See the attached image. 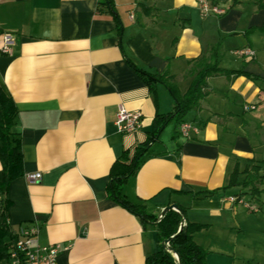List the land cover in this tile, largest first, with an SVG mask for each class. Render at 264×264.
<instances>
[{
  "label": "crops",
  "instance_id": "0c3cea01",
  "mask_svg": "<svg viewBox=\"0 0 264 264\" xmlns=\"http://www.w3.org/2000/svg\"><path fill=\"white\" fill-rule=\"evenodd\" d=\"M112 1L118 21L98 13L105 11L99 0H0V87L16 107L11 132L23 156V176L8 188L7 223L14 234L36 227L41 245L67 247L58 264H147L159 249L156 226L106 194L111 179L129 172L155 116L174 108L166 88L148 86L127 60L174 76L182 95L196 62L219 43L220 68L259 78H208V96L184 118L199 132L185 138L171 121L126 180L128 202L156 217L178 205L189 222L221 235L237 206L226 199L241 192L226 188L235 164L237 181L247 166L264 169V110L256 118L243 110L264 102V63L257 55L264 42L260 48L262 33L254 29L264 24V9L256 0H209L223 14L205 16L196 0ZM5 35L12 38L6 54ZM242 48L253 58L237 55ZM120 106L141 114L135 132H117ZM35 173L41 180L29 183L26 176Z\"/></svg>",
  "mask_w": 264,
  "mask_h": 264
},
{
  "label": "trees",
  "instance_id": "16d2710c",
  "mask_svg": "<svg viewBox=\"0 0 264 264\" xmlns=\"http://www.w3.org/2000/svg\"><path fill=\"white\" fill-rule=\"evenodd\" d=\"M255 5L258 9H264V0H256ZM99 6L103 7L105 11L98 8V13L107 12L118 21L112 0H99ZM142 9L145 11L148 10L145 7ZM254 29L264 32V24ZM219 51L220 44L217 43L211 48L209 56L203 57L196 62V74L187 91L182 95L175 85L174 76H171L167 72L161 74L149 73L136 67L127 60L129 66L143 78L148 86H151L153 83L161 84L166 88L174 101L172 112L155 116L152 123V132L147 142L136 148L135 156L129 167V172L124 176L111 179L106 187V194L110 200L119 203L131 213L138 216L141 222L156 226L159 249L147 259V264H207L206 259L210 252L197 245L193 239V234L206 229V225L189 222L186 219V210L178 205H175V209L167 210L160 217L148 214L143 206L133 205L128 202L125 197H123L122 190L126 180L138 168L141 158L150 149V145L158 139L166 125L173 121L177 128L184 122V118L188 112L197 110L200 107V102L209 94L207 85L208 78L218 76L229 78L233 75H243L253 81L259 80L256 76L242 71L220 68ZM16 113L17 110L13 100L8 97L0 87V162L2 165V169L0 170V264L7 262L9 258V248L12 247L13 242L16 240V235L12 232L7 223V212L9 208L7 193L9 184L15 179L23 176V156L20 140L11 132ZM173 136L175 137V133ZM261 165L262 163L259 165H252L251 167H245L241 172L244 178L241 181H237V177L240 173L238 172V165L236 163L226 188L240 187L241 192L238 193V198L249 193L252 197L260 196L262 194V189H259V186L264 185V176L259 175ZM245 190L246 193L243 192ZM215 193L216 190H213L199 192L197 195L207 196ZM6 238H8L9 241H5ZM169 238L171 239L168 246L171 250L163 247V242ZM175 256H177L178 259Z\"/></svg>",
  "mask_w": 264,
  "mask_h": 264
},
{
  "label": "rangeland",
  "instance_id": "374dc122",
  "mask_svg": "<svg viewBox=\"0 0 264 264\" xmlns=\"http://www.w3.org/2000/svg\"><path fill=\"white\" fill-rule=\"evenodd\" d=\"M208 2L210 1L208 0ZM197 6L199 7L198 3ZM215 6L221 9L219 6L213 5V7ZM261 33L262 37L259 39L260 41L262 39V42L257 41L259 46L264 42V32ZM257 52L258 59L264 63V48ZM260 110H264V102L253 104L246 112H249V116L256 118L260 114ZM173 126V123L169 122L163 135L166 136L168 130H171ZM259 175L264 176V169H260ZM259 189H262V194L257 196L258 200L250 193L242 195L239 199L256 208L257 212H252L243 204L237 203L234 210L235 220L221 235L215 231H208L207 228L197 232L199 234L195 236L194 241L197 245L210 251L209 264L213 262L215 264H264V185L259 186ZM243 192L246 193V190Z\"/></svg>",
  "mask_w": 264,
  "mask_h": 264
},
{
  "label": "built area",
  "instance_id": "2783aa9c",
  "mask_svg": "<svg viewBox=\"0 0 264 264\" xmlns=\"http://www.w3.org/2000/svg\"><path fill=\"white\" fill-rule=\"evenodd\" d=\"M199 4L201 14L203 16L213 13L215 15L223 14V11L216 6L213 7L209 4L208 0H196ZM12 45V38L9 35L4 36V46L2 53H9ZM236 54L242 57L253 58L254 52L248 48H242L236 51ZM252 106L245 105L243 110H250ZM115 127L118 133L127 134L138 130L141 127V114L132 112L119 107ZM178 132L181 136L188 138L191 134H197L199 127L190 122H183L178 127ZM29 183H38L41 180V174H29L26 176ZM240 198L229 196L226 201L231 204H243L248 210L257 212L258 210L251 206L249 203L240 201ZM16 240L13 242L9 250L10 264H58V256L61 252L67 249L59 243L41 245L38 242L36 227H20L16 232Z\"/></svg>",
  "mask_w": 264,
  "mask_h": 264
},
{
  "label": "water",
  "instance_id": "95a60500",
  "mask_svg": "<svg viewBox=\"0 0 264 264\" xmlns=\"http://www.w3.org/2000/svg\"><path fill=\"white\" fill-rule=\"evenodd\" d=\"M175 207H176L175 205L168 206L167 208H165V209L163 210L162 214H164L167 210L175 209ZM162 214H161V215H162ZM180 229H181V228H180ZM170 239H171V238H169V239H167V240H165V241L163 242V247L167 248L168 250H171V249L169 248V246H168V243H169ZM175 257L178 259L177 256H175Z\"/></svg>",
  "mask_w": 264,
  "mask_h": 264
}]
</instances>
